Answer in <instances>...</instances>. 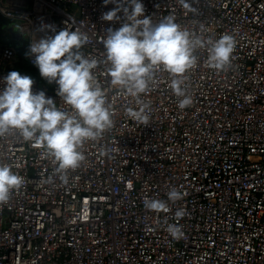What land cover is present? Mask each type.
<instances>
[{
    "label": "built area",
    "instance_id": "built-area-1",
    "mask_svg": "<svg viewBox=\"0 0 264 264\" xmlns=\"http://www.w3.org/2000/svg\"><path fill=\"white\" fill-rule=\"evenodd\" d=\"M141 2L154 23L173 16L205 39L235 40L220 71L206 66V49L196 50L197 63L184 74L192 98L184 109L169 73L158 71L140 95L150 105L147 125L127 117L135 98L111 86L103 63L105 30L121 21L100 17L115 4L0 0V22L24 40H2L0 32V90L9 72L31 67L33 92L71 111L26 56L29 43L52 34L37 31L42 24L57 32L68 26L87 36L80 52L100 61L93 74L113 113V126L83 145L85 160L67 183L41 146L18 132L0 136V164L23 178L0 204V264H264V0H187L195 12L177 0ZM173 187L182 195L175 202L167 196ZM146 197L169 210L146 209ZM168 224L180 226L183 238L173 239Z\"/></svg>",
    "mask_w": 264,
    "mask_h": 264
},
{
    "label": "clouds",
    "instance_id": "clouds-1",
    "mask_svg": "<svg viewBox=\"0 0 264 264\" xmlns=\"http://www.w3.org/2000/svg\"><path fill=\"white\" fill-rule=\"evenodd\" d=\"M185 9L195 12L187 0H177ZM116 6L105 13L103 21H121L119 28L108 27L104 46L103 63L114 88L135 98L137 109L128 107L126 115L132 120L147 125L149 103L140 99L157 83L158 71H166L171 77L169 87L181 98L178 107L184 109L192 104L187 95L184 74L195 67L197 49L207 50L205 64L217 71L230 64L235 48L233 36L224 34L219 39H205L183 29L166 16L158 23L145 16L141 0H104V4ZM122 12L123 16H118ZM37 31L51 32L29 43L26 56L34 57L33 64L40 76L58 86L56 94L71 111L57 108L52 98L43 91L33 92L34 80L18 71L9 72L0 90V136L18 132L25 141L35 142L44 149V157L50 158L54 171L67 183L69 170L77 169L85 160L81 151L88 141L98 140L113 126L111 104L106 92L97 81L93 70L100 61L86 58L80 49L87 36L68 26L56 31L52 25L42 24ZM23 178L14 173L10 166L0 164V204L7 203L10 193L19 189ZM168 200L175 202L181 193L171 188ZM144 207L160 212L168 211L165 201L145 198ZM176 215L182 216V210ZM166 231L175 240L183 238V231L176 224H168Z\"/></svg>",
    "mask_w": 264,
    "mask_h": 264
},
{
    "label": "rangeland",
    "instance_id": "rangeland-1",
    "mask_svg": "<svg viewBox=\"0 0 264 264\" xmlns=\"http://www.w3.org/2000/svg\"><path fill=\"white\" fill-rule=\"evenodd\" d=\"M0 24H3V27H2L3 29L0 30V32L3 33V34H1V39L2 40H8V41L14 42L16 44H18L19 42L22 43L24 41V40H22V41L21 40L20 41L13 40L11 38L10 34L8 33V30H7L8 27L3 22H0ZM13 30L14 31H17L18 30V25H14ZM19 72L22 73V74H24V75L34 76L31 67H25V66H20L19 65Z\"/></svg>",
    "mask_w": 264,
    "mask_h": 264
},
{
    "label": "trees",
    "instance_id": "trees-1",
    "mask_svg": "<svg viewBox=\"0 0 264 264\" xmlns=\"http://www.w3.org/2000/svg\"><path fill=\"white\" fill-rule=\"evenodd\" d=\"M24 48V46L20 49L21 51H23L22 49Z\"/></svg>",
    "mask_w": 264,
    "mask_h": 264
}]
</instances>
